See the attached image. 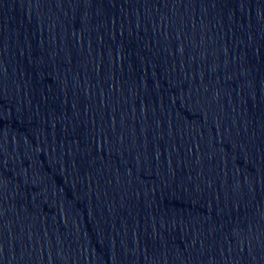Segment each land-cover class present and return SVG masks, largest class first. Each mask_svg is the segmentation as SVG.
<instances>
[{"label": "water", "instance_id": "water-1", "mask_svg": "<svg viewBox=\"0 0 264 264\" xmlns=\"http://www.w3.org/2000/svg\"><path fill=\"white\" fill-rule=\"evenodd\" d=\"M0 264H264V0H0Z\"/></svg>", "mask_w": 264, "mask_h": 264}]
</instances>
